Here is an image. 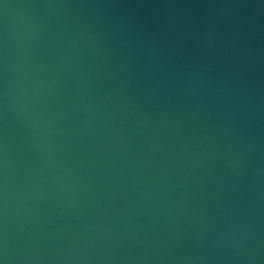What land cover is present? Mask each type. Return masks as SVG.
Returning <instances> with one entry per match:
<instances>
[{"label":"water","instance_id":"95a60500","mask_svg":"<svg viewBox=\"0 0 264 264\" xmlns=\"http://www.w3.org/2000/svg\"><path fill=\"white\" fill-rule=\"evenodd\" d=\"M0 264H264V0H0Z\"/></svg>","mask_w":264,"mask_h":264}]
</instances>
